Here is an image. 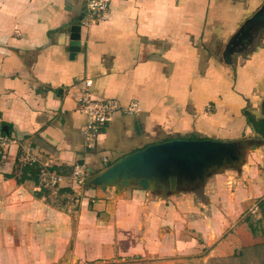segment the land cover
Listing matches in <instances>:
<instances>
[{
  "label": "crops",
  "instance_id": "0c3cea01",
  "mask_svg": "<svg viewBox=\"0 0 264 264\" xmlns=\"http://www.w3.org/2000/svg\"><path fill=\"white\" fill-rule=\"evenodd\" d=\"M86 1L0 0V133L10 139L0 150V264L231 260L264 238L243 221L264 198V21L242 33L229 63L222 52L264 0H111L104 21L83 26ZM71 26L79 50L69 56ZM84 90L138 106L114 113L92 149L76 107ZM192 138L258 145L191 187L88 185L128 154ZM76 163L81 189L69 179ZM42 167L63 177L55 190L38 188Z\"/></svg>",
  "mask_w": 264,
  "mask_h": 264
},
{
  "label": "water",
  "instance_id": "95a60500",
  "mask_svg": "<svg viewBox=\"0 0 264 264\" xmlns=\"http://www.w3.org/2000/svg\"><path fill=\"white\" fill-rule=\"evenodd\" d=\"M262 21H264V2L228 40L222 52L224 63H229V57L235 52L242 33L247 36L248 32ZM69 30L68 52L69 56H72L79 50V28L71 26ZM260 108L263 112L264 98ZM257 145L255 141L243 140L221 142L193 138L173 139L148 145L144 149L122 157L100 172L88 185L104 189L107 185L126 186L129 181H134L142 190L154 187L167 191L180 185L191 187L200 184L204 175L211 170L219 171L224 167L236 169L242 163L246 148L252 151Z\"/></svg>",
  "mask_w": 264,
  "mask_h": 264
},
{
  "label": "built area",
  "instance_id": "2783aa9c",
  "mask_svg": "<svg viewBox=\"0 0 264 264\" xmlns=\"http://www.w3.org/2000/svg\"><path fill=\"white\" fill-rule=\"evenodd\" d=\"M111 0H87L85 12L80 20L83 26H90L105 20L108 5ZM88 87L90 82L85 81ZM77 111L85 118V125L82 130V137L85 148L92 149L96 135L111 120L116 112L131 114L138 112V106L135 103L127 104L122 107L114 100L94 101L90 98L87 90H84L76 99ZM10 143V139L0 133V150ZM24 162L31 165L35 159L25 155ZM86 171L84 165L76 163L72 165L69 173V179L77 189L84 186ZM63 177L54 170L42 167L37 174L38 188L55 190L62 182Z\"/></svg>",
  "mask_w": 264,
  "mask_h": 264
},
{
  "label": "rangeland",
  "instance_id": "374dc122",
  "mask_svg": "<svg viewBox=\"0 0 264 264\" xmlns=\"http://www.w3.org/2000/svg\"><path fill=\"white\" fill-rule=\"evenodd\" d=\"M248 149V148H247ZM253 151V150H252ZM264 199V198H262ZM251 216H258L257 219ZM248 216V222L244 221V223L251 224L254 229V235L260 236L261 231L264 230V219H262L260 214V209L257 207V212L254 215ZM264 235V234H263ZM262 235V236H263ZM258 240H255L250 246L245 248L244 250H239L235 253V257L231 260L224 261L221 264H264V238L261 239L258 237ZM74 264H139L138 262H122V261H113V262H102V263H74Z\"/></svg>",
  "mask_w": 264,
  "mask_h": 264
},
{
  "label": "trees",
  "instance_id": "16d2710c",
  "mask_svg": "<svg viewBox=\"0 0 264 264\" xmlns=\"http://www.w3.org/2000/svg\"><path fill=\"white\" fill-rule=\"evenodd\" d=\"M257 207L260 209V214H261L262 219H264V199H260L257 201ZM244 221L248 222L249 220H248V218H244ZM247 227H248L250 233L252 235H254V233H255L254 227L249 223L247 224ZM260 231H261V234L263 235L264 230H260Z\"/></svg>",
  "mask_w": 264,
  "mask_h": 264
}]
</instances>
